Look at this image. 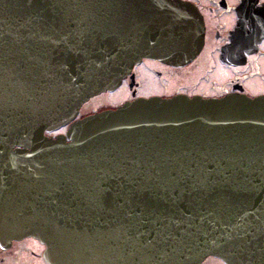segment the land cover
I'll return each instance as SVG.
<instances>
[{"label":"water","instance_id":"obj_1","mask_svg":"<svg viewBox=\"0 0 264 264\" xmlns=\"http://www.w3.org/2000/svg\"><path fill=\"white\" fill-rule=\"evenodd\" d=\"M203 42L182 0H0V239L47 264H264V97L78 118L143 58L183 65Z\"/></svg>","mask_w":264,"mask_h":264},{"label":"flooded vegetation","instance_id":"obj_2","mask_svg":"<svg viewBox=\"0 0 264 264\" xmlns=\"http://www.w3.org/2000/svg\"><path fill=\"white\" fill-rule=\"evenodd\" d=\"M183 1L197 9L204 23V42L196 56L183 65L142 59L116 88H127L126 99L87 108L90 99L82 106V116L139 98L264 97V0ZM44 251L45 247L33 238L11 242L0 239V264H47ZM208 263L225 264L215 257L201 264Z\"/></svg>","mask_w":264,"mask_h":264},{"label":"rangeland","instance_id":"obj_3","mask_svg":"<svg viewBox=\"0 0 264 264\" xmlns=\"http://www.w3.org/2000/svg\"><path fill=\"white\" fill-rule=\"evenodd\" d=\"M118 89V88H117ZM114 90V92H112L109 95H103L99 98H91V100L88 103V106H86L87 108H93V107H98L101 106L103 104H105V102L107 101H115L118 99H126L127 96V88H125V86H123L121 89L119 90ZM116 91V92H115ZM152 91H157V89H154ZM82 113V110H81ZM51 133H54L55 135L60 134V133H64L65 134V130H63V128H59L58 130H55ZM210 264V263H208Z\"/></svg>","mask_w":264,"mask_h":264},{"label":"bare ground","instance_id":"obj_4","mask_svg":"<svg viewBox=\"0 0 264 264\" xmlns=\"http://www.w3.org/2000/svg\"><path fill=\"white\" fill-rule=\"evenodd\" d=\"M30 238V237H29ZM25 239H27V238H25Z\"/></svg>","mask_w":264,"mask_h":264}]
</instances>
